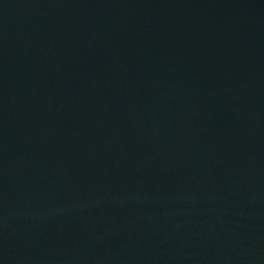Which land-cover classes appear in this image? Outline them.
Segmentation results:
<instances>
[{
    "label": "water",
    "instance_id": "obj_1",
    "mask_svg": "<svg viewBox=\"0 0 264 264\" xmlns=\"http://www.w3.org/2000/svg\"><path fill=\"white\" fill-rule=\"evenodd\" d=\"M0 264H264V0H0Z\"/></svg>",
    "mask_w": 264,
    "mask_h": 264
}]
</instances>
